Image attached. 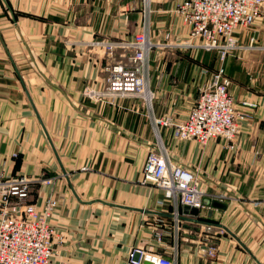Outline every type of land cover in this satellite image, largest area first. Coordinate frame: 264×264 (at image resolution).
<instances>
[{
	"label": "crops",
	"instance_id": "1",
	"mask_svg": "<svg viewBox=\"0 0 264 264\" xmlns=\"http://www.w3.org/2000/svg\"><path fill=\"white\" fill-rule=\"evenodd\" d=\"M175 2L152 0L153 31L181 26ZM143 14V0H0V175L54 179L35 183L30 196L39 210L49 197L58 200L49 264H126L132 248H154L162 224L165 241L174 243L171 199L141 183L158 132L206 192L198 214L180 210L176 264H264V205L255 203L264 193V89L255 78L231 73L237 101L258 104L242 122L234 152L223 138L201 145L154 124L187 118L212 70L203 74L199 53H155L151 106L138 97L101 103L83 95L86 86L105 88V66L123 53L109 58L88 43L132 38ZM207 224L215 257L198 251V231ZM164 253L172 258L175 251Z\"/></svg>",
	"mask_w": 264,
	"mask_h": 264
},
{
	"label": "built area",
	"instance_id": "2",
	"mask_svg": "<svg viewBox=\"0 0 264 264\" xmlns=\"http://www.w3.org/2000/svg\"><path fill=\"white\" fill-rule=\"evenodd\" d=\"M152 0H143V20L140 29L132 38L97 39L88 43L91 50H102L113 58L122 51V59L110 60L105 66L106 86L99 90L92 86L83 89V95L95 102L111 103L116 99L138 97L151 106L155 93L150 88L152 60L159 54L179 48L192 54L201 51L218 55L220 64L211 70L210 78L201 84L198 96L188 116L181 121L171 118H153L156 126H168L177 140H195L206 145L214 138H223L226 148L235 151L242 122L250 116V109L258 104L248 100L237 101L230 90L231 78L226 61L240 58V53L257 50L264 53L260 43L264 24V0H176L174 11L181 17V26H172L160 32L152 28ZM129 10V4H126ZM255 44V45H254ZM203 74L210 71L204 67ZM157 145L149 151L143 168L142 184H151L163 190L172 201L173 224L170 233L173 244L165 241V225L155 230L154 248L136 246L127 256L126 264H176L182 207H206V192L200 186L195 171L172 157L157 132ZM49 176L29 177L0 175V227L7 231L0 235V245L6 246V258L0 264H49L54 253L55 229L49 220L58 205V200L49 197L42 210L29 202L32 187L37 182L52 184ZM222 199L224 194H216ZM264 205L263 196L255 200ZM168 228V225L166 226ZM213 225L207 224L198 231V251L215 257L218 247L213 242ZM168 248L175 251L169 258L164 253ZM62 264H67L63 262Z\"/></svg>",
	"mask_w": 264,
	"mask_h": 264
},
{
	"label": "rangeland",
	"instance_id": "3",
	"mask_svg": "<svg viewBox=\"0 0 264 264\" xmlns=\"http://www.w3.org/2000/svg\"><path fill=\"white\" fill-rule=\"evenodd\" d=\"M261 31V38L260 43L264 42V24H260L257 27ZM255 45V44H254ZM165 54L170 55H190L192 52H186L184 49H175L172 52H168ZM199 55H201V64H203V67L207 69H212L218 66L221 62L218 59V55L214 53H205L200 52ZM240 58L231 57L229 62V65L226 66L229 67L228 73L230 78L232 79V71H235V75L237 77H244V78H255V83L259 88L264 89V53H261L257 50H248L247 52L240 53ZM248 72V74H247ZM251 72V73H249ZM251 74V75H249ZM247 78V79H248ZM33 191V187H32ZM32 194V192H31ZM31 196V195H30ZM29 202H32L31 199H29ZM35 204V203H34Z\"/></svg>",
	"mask_w": 264,
	"mask_h": 264
},
{
	"label": "bare ground",
	"instance_id": "4",
	"mask_svg": "<svg viewBox=\"0 0 264 264\" xmlns=\"http://www.w3.org/2000/svg\"><path fill=\"white\" fill-rule=\"evenodd\" d=\"M3 176V175H2ZM4 177V176H3ZM0 214H1V216H0V222H1V220H2V213H1V211H0ZM52 215V214H51ZM50 218H51V216L49 217V220H50ZM50 222H51V220H50ZM7 231V228L5 227V226H1L0 227V235L1 234H4L5 232ZM8 244H6V246H7ZM6 246H2V245H0V259H2V258H6L7 257V255H8V253H7V251H6Z\"/></svg>",
	"mask_w": 264,
	"mask_h": 264
},
{
	"label": "water",
	"instance_id": "5",
	"mask_svg": "<svg viewBox=\"0 0 264 264\" xmlns=\"http://www.w3.org/2000/svg\"><path fill=\"white\" fill-rule=\"evenodd\" d=\"M186 209H187L188 211H191V212L194 213V214H198L199 211H200L198 208H190V207H186Z\"/></svg>",
	"mask_w": 264,
	"mask_h": 264
}]
</instances>
